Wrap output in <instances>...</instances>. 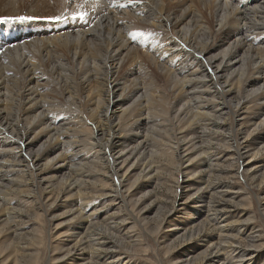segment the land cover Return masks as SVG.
Instances as JSON below:
<instances>
[{
  "label": "bare ground",
  "instance_id": "1",
  "mask_svg": "<svg viewBox=\"0 0 264 264\" xmlns=\"http://www.w3.org/2000/svg\"><path fill=\"white\" fill-rule=\"evenodd\" d=\"M22 13L40 17V27L0 28V223L14 236L23 235L12 229L19 203L43 214L54 203L49 194L65 189L78 196L69 209L78 212L86 202L85 178L94 172L105 182L114 178L115 194L128 211L121 183L135 163L141 171L154 170L155 142L167 131L172 155L179 163L196 162L191 175L201 180L185 197L213 222L220 216L210 207L224 191L211 181L223 170L217 157L264 172V157L253 163L264 149V0H0V16ZM61 13L66 15L59 21L45 19ZM137 32L145 36L133 40L130 33ZM214 129L226 133L213 136ZM213 143L227 147L226 154L207 151ZM258 203L264 218V196ZM230 225L219 224L213 235L217 244L226 243L221 252L205 242L198 256L204 260L186 251L181 262L211 264L229 249L235 254L218 264H239L251 246H239ZM92 228L97 232L84 236V246L93 252L85 255L109 251L103 243L109 226ZM81 239L79 232L72 240ZM38 247L28 253L35 261ZM122 257L109 260L128 264ZM10 260L0 264H20Z\"/></svg>",
  "mask_w": 264,
  "mask_h": 264
},
{
  "label": "rangeland",
  "instance_id": "2",
  "mask_svg": "<svg viewBox=\"0 0 264 264\" xmlns=\"http://www.w3.org/2000/svg\"><path fill=\"white\" fill-rule=\"evenodd\" d=\"M68 9L62 13H67ZM62 13L56 16L66 15ZM22 14L25 17L29 16ZM0 17L16 18L17 16L2 15ZM34 18L37 19L26 20L29 24L19 20L0 23V28L5 24L16 25L15 23L28 26L27 28L34 26L33 29L37 27L36 25L40 27V24H37L40 23V17ZM126 68V65L123 66L121 72L123 73ZM156 84L165 89L159 77ZM249 107L252 109L253 105ZM224 122V127L227 128L229 120L226 119ZM88 131H90L89 126ZM166 133L168 131L161 133V138L155 142L158 149L150 158L154 170L141 171V165L135 163L131 165L126 179L121 183V189L128 190L127 201L130 203L128 211L130 208L132 214L124 208L119 197L116 196L114 178L106 177L108 182H105L101 175L94 172L85 178L82 196L85 197L86 202L78 212L69 211L70 208H76L77 204L74 203L78 196L74 195V191L66 192L65 189L60 191L56 188L53 193L49 194L50 201L54 200V203L43 214L39 211L35 212L34 207L19 203L18 206L22 212L17 214L18 218L13 222L12 229L23 235L14 236L8 224L0 223V260L6 257L12 261L14 257V261H19L20 264H78L84 262L85 258L90 263L83 264H117L118 261L109 260V258L113 255H122L128 264H185L181 260L186 259L187 252L191 259L194 258L193 260H204L206 255L198 256L204 251L207 245L205 242H210V251L214 250L213 246H216L221 252L226 243L217 244L219 241L213 235L217 233L219 224L229 222L230 231L236 234L237 244L244 248L251 246L248 249V257L237 263L262 264L264 261V218L260 213L258 200L264 196L263 168L254 173L253 168H240L233 158L220 160V157H217L223 170L218 175H213L211 181L224 191L215 195L214 204L210 207L211 214L220 216L218 222H213L211 221L213 216L210 215L207 218L205 213L199 215L194 210V202H191L193 199L185 197L187 190L192 192L196 185H201L199 177L191 175L194 173L196 162L192 164L177 162L178 160L168 149L169 141H165ZM222 133L226 132L214 129L210 134L214 136ZM211 146L207 151L218 152L216 156H223L227 152V147L221 143H213ZM262 157H264V149L256 156L253 163L260 164L258 161ZM152 173H154L153 176ZM205 173L202 168L201 177ZM240 173L244 176L242 177ZM56 192H59L57 196ZM222 203L227 206H221ZM82 214L86 216L81 217ZM86 217L89 218L88 222H84L82 228H77V222L83 221ZM138 219L141 220L137 221ZM98 224H106L111 229L110 234L103 240L105 248L109 251L102 254L97 253L98 255L90 253L87 256L85 253L93 252V247L84 246L87 245L84 242V236L88 235V232L93 230L92 227ZM93 231L97 232V230ZM79 232L82 237L81 241L72 240ZM259 232L260 236L253 238L254 241L248 238L249 234L252 236ZM39 240L38 247L36 241ZM37 247L39 258L35 261V258L31 259L28 256V253L34 252ZM67 251L69 254L63 256ZM231 254L235 252L230 253L229 249H225L217 261L213 260L211 264L221 263L220 259L223 255L229 258ZM74 255H79L77 260L74 259ZM235 260L236 258L229 259L231 263H236Z\"/></svg>",
  "mask_w": 264,
  "mask_h": 264
},
{
  "label": "snow or ice",
  "instance_id": "3",
  "mask_svg": "<svg viewBox=\"0 0 264 264\" xmlns=\"http://www.w3.org/2000/svg\"><path fill=\"white\" fill-rule=\"evenodd\" d=\"M129 2H131V0H129ZM114 6H118V7H121L123 8L124 5L123 4H115L114 2ZM63 17L62 16H58V17H47L45 19H48V20H56V21H59L61 20ZM33 19H37V18H34V17H24V16H21V17H16V18H3V17H0V23H6V22H12L13 20H19V21H26V20H33ZM131 37L133 40H135L138 36H141V37H144L145 34L144 33H141V32H137V33H130Z\"/></svg>",
  "mask_w": 264,
  "mask_h": 264
}]
</instances>
